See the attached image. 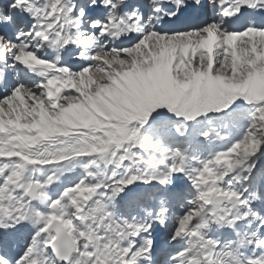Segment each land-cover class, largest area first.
I'll return each instance as SVG.
<instances>
[{
	"label": "snow or ice",
	"instance_id": "1",
	"mask_svg": "<svg viewBox=\"0 0 264 264\" xmlns=\"http://www.w3.org/2000/svg\"><path fill=\"white\" fill-rule=\"evenodd\" d=\"M0 264H264V0H0Z\"/></svg>",
	"mask_w": 264,
	"mask_h": 264
}]
</instances>
